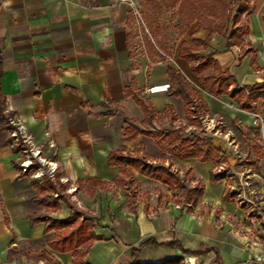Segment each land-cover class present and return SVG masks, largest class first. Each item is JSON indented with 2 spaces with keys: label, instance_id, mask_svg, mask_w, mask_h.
Masks as SVG:
<instances>
[{
  "label": "crops",
  "instance_id": "1",
  "mask_svg": "<svg viewBox=\"0 0 264 264\" xmlns=\"http://www.w3.org/2000/svg\"><path fill=\"white\" fill-rule=\"evenodd\" d=\"M131 1L133 6L120 0H0L2 115L18 117L37 145L44 146L47 133L54 149L44 155L50 158L53 152L50 159L57 166L53 180H47L54 186L56 209L33 203L38 196L34 186L42 184L19 172L20 158L0 124V264H47L39 254H47L52 264H72V252L47 247L53 231L45 233L43 223L30 222L32 216L60 220L71 213L78 214L79 221L90 220L97 237L86 251L79 248L86 264L185 257L196 264H261L254 257H264V189L254 170L242 179L230 167L231 159L225 161L229 171L224 174L225 149L236 145L215 133L219 123L213 121L226 115L240 124L245 114L226 97L213 98L203 91L191 64L178 58V46L192 39L207 40V49L198 52L212 54L220 71H227L239 87L264 82V0H251V13L244 17L249 46L244 55L239 48L225 50L223 38L197 29L195 22L182 30L169 9L173 26L166 28L158 21L157 39L170 54L156 63H150L145 53L142 33L154 44L139 15V1ZM183 35L189 38L183 40ZM167 65L198 93L199 127L186 120L179 97L142 91L149 83H168ZM133 95L151 109L149 125ZM200 115L208 116L206 125ZM122 117L148 130L186 132L202 127L220 158L179 160L163 153L150 137L137 135L125 141ZM140 148L152 164L163 163L178 175L189 172L190 188H202L194 207L174 203L165 187L131 169L139 187L134 204L125 202L113 184L118 169L107 164V155L112 150L132 155ZM210 173L218 174V181L211 182ZM92 180L105 186L90 185ZM224 194L232 197L225 200Z\"/></svg>",
  "mask_w": 264,
  "mask_h": 264
},
{
  "label": "trees",
  "instance_id": "2",
  "mask_svg": "<svg viewBox=\"0 0 264 264\" xmlns=\"http://www.w3.org/2000/svg\"><path fill=\"white\" fill-rule=\"evenodd\" d=\"M139 15L143 25L147 30L154 47L146 41L144 48L150 63L163 61V56H169L168 50L158 41L157 16L162 9H171L174 11L177 25L185 30L193 22L197 29L206 30L209 35L215 34L224 40V49L239 48L240 54L244 55L249 51V46L245 42L248 35V29L244 22V17L251 13V0H233L237 7L230 14L229 4L231 0H138ZM230 22V28L227 26ZM127 35V41L130 40ZM208 47L207 40L192 39L190 43L181 42L178 46V58L191 64V72L200 82L205 93L213 98L226 97L236 107L237 110L248 113H261L264 115V82L250 87H239L234 79L224 72H221L217 62L210 53H199L198 50L205 51ZM246 50H245V48ZM165 73L168 79V96L179 97L184 105L185 118L187 121L199 127L197 115L201 112V101L198 93L193 90L187 81L182 77L179 71L170 66H166ZM128 92V91H127ZM127 94H130L129 92ZM135 103L140 107L145 124L149 125L153 119L151 109L140 99L133 95ZM2 102L0 100V124L6 119L2 115ZM102 115H109L110 112H102ZM122 139L131 140L137 135L147 136L153 139L155 144L161 148L166 155H171L179 160L195 159L197 162H215L219 160L221 152L206 142L199 146L195 141L181 137V131L175 132L162 129L148 130L135 125L134 122L122 117ZM107 164L118 169V176L113 180V184L119 187L125 197L128 205H133L138 190V184L135 183L129 169L146 179L156 182L165 187L171 193V199L174 203L182 204L179 195L186 196V202L183 204L194 207L200 199L202 188L196 185L192 188L187 187L193 178L189 172H182L178 175L171 170L169 166L163 163L152 164L149 158L144 155L140 148L132 155H124L120 150H112L107 155ZM219 175L210 173V181H218ZM90 185L104 187L105 184L97 180L88 181ZM38 196L31 201L39 206L56 209L57 199L51 194L54 186L45 180L42 185H35ZM232 196L223 195V199H230ZM79 215L71 213L65 219H52L47 216L38 215L30 218L31 223L40 222L44 225V232L53 231V237L46 242L48 248L56 252H72V264H86L82 261L87 246L97 239L92 233V223L90 220L79 221ZM186 254V252H184ZM38 258L47 264H52V260L47 254H39ZM181 258L165 259L160 262L136 263L132 264H181Z\"/></svg>",
  "mask_w": 264,
  "mask_h": 264
},
{
  "label": "rangeland",
  "instance_id": "3",
  "mask_svg": "<svg viewBox=\"0 0 264 264\" xmlns=\"http://www.w3.org/2000/svg\"><path fill=\"white\" fill-rule=\"evenodd\" d=\"M237 5H238L237 3H233V0H231L229 4L230 11H231L230 14L233 13ZM158 17H159L158 21L162 26H166V28L173 26L172 24L174 22H173V18L169 17V9L161 10ZM227 28L229 30L230 22ZM167 38L169 39L170 42L173 41V37L171 35H167ZM182 38L183 40H186L189 37L183 35ZM236 51L237 50H235V52ZM199 53L203 54L204 52L199 51ZM225 73H227V71ZM261 78L262 80H264V72L261 74ZM162 83L164 82L146 84L142 91L145 93V90L149 86L153 84H162ZM226 107L228 106L225 101V108ZM244 116H245L244 119L239 121L240 124H237V122L236 123L231 122L230 119L226 117V115H225V118L215 117L213 120L215 124L219 123L218 127H216L217 132L215 133H220L222 136L225 135V139L227 136V139L231 140V142L235 143L236 145V147L233 149L231 147H230V150L225 149V152H224L225 155H224V161H223L224 174H225V171H229V168L225 169V161L227 159H231L232 163L230 167L236 172L241 173L242 179H245L246 178L245 176L250 173V172L248 173V170L250 171L254 170L256 172L257 178L259 179L260 187L264 189V175L262 173V168L260 164L262 153L258 145L259 139H260V130L255 125L256 120L254 119L253 116H247V115H244ZM259 116L263 124V136H264V115L259 113ZM200 122L206 125V123L208 122V116L205 117L203 115H200ZM180 136L183 138H187L190 141L196 140V143L199 146H203L206 142L211 141L210 135L208 134V132H205L202 127L197 130H188L186 132H182ZM171 162L174 163L173 164L174 168H177L173 158H171ZM251 179L248 180L250 182V183L248 182L250 186L254 185ZM234 182L236 184L235 190L237 192H240V187L237 185L238 184L237 179H234ZM186 185L188 188H190L191 186L190 183H187ZM147 187L150 188V186H147ZM57 193L60 194L59 192ZM177 194L182 204L187 201L186 196L179 195L181 194V192H177ZM62 199L65 200L64 197H62ZM256 202H258V200Z\"/></svg>",
  "mask_w": 264,
  "mask_h": 264
},
{
  "label": "built area",
  "instance_id": "4",
  "mask_svg": "<svg viewBox=\"0 0 264 264\" xmlns=\"http://www.w3.org/2000/svg\"><path fill=\"white\" fill-rule=\"evenodd\" d=\"M120 2H125L133 6L131 0H120ZM168 89V83L153 84L145 90V94H166ZM243 113L247 116H253L256 120L255 125L260 130V139L258 145L262 153L261 168L264 175V136L261 118L259 113ZM3 127L8 140L20 158L19 172L37 181L38 184H42L44 180H53L57 166L50 158L54 156V153L52 152L50 154V158H47L44 155L45 150L54 149V144L52 140L49 139L48 134H44L45 142L44 146H41L34 142L33 138L26 131L23 122L18 117H6V119L3 121ZM254 262L264 264V257L256 256L254 257ZM182 264H196V261L192 257H185L182 259Z\"/></svg>",
  "mask_w": 264,
  "mask_h": 264
}]
</instances>
